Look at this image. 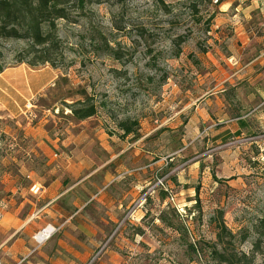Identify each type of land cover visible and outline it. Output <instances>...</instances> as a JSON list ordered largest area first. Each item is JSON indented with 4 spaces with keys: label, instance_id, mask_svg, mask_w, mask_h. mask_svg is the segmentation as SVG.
<instances>
[{
    "label": "rangeland",
    "instance_id": "374dc122",
    "mask_svg": "<svg viewBox=\"0 0 264 264\" xmlns=\"http://www.w3.org/2000/svg\"><path fill=\"white\" fill-rule=\"evenodd\" d=\"M221 1L86 0L82 12L55 22L54 66L29 65L27 40L0 41L1 101L17 108L15 116L0 108V179L25 183L33 172L47 180L45 152L74 156L80 177L91 172L89 191H101L85 210L103 234L87 264H201L207 245L222 247L220 213L233 234L227 250L264 264L256 227L264 216V110L235 98L224 109L211 103L219 89L231 99L228 77L245 87L262 67L228 42L231 14ZM86 97L96 113L74 118L69 105ZM126 117L137 119L138 132L120 137L116 121ZM168 206L199 256L160 222Z\"/></svg>",
    "mask_w": 264,
    "mask_h": 264
},
{
    "label": "crops",
    "instance_id": "0c3cea01",
    "mask_svg": "<svg viewBox=\"0 0 264 264\" xmlns=\"http://www.w3.org/2000/svg\"><path fill=\"white\" fill-rule=\"evenodd\" d=\"M220 3L222 12L231 14L228 18L232 21L227 25L231 33L228 42H239L252 58L248 64L252 63L256 70L262 68L255 72L254 82L248 78L245 87L238 86L234 77H228L234 88L231 99L226 98L225 89H219L211 92L216 97L213 96L211 103L224 109L233 106L236 99L242 104H253L255 110H264V0H222ZM227 57L234 58L232 54ZM11 74L22 78L16 71ZM4 76L5 72L0 73L2 83L6 80ZM241 78L243 76L236 75V80ZM4 87L0 84L1 92ZM0 108L12 116L17 113L15 105L1 101V93ZM45 154L49 157L51 174L47 180L33 172H26L25 183L15 176L4 175L0 179V264H87L97 238L103 234L97 220L85 210L87 203L101 191H89L93 192L86 179L92 176L91 172L80 177L83 169L76 167L74 156ZM46 225L55 227L56 231L37 243L33 236ZM94 264L107 263L100 259Z\"/></svg>",
    "mask_w": 264,
    "mask_h": 264
},
{
    "label": "trees",
    "instance_id": "16d2710c",
    "mask_svg": "<svg viewBox=\"0 0 264 264\" xmlns=\"http://www.w3.org/2000/svg\"><path fill=\"white\" fill-rule=\"evenodd\" d=\"M200 1L202 0H191L193 6ZM219 1L221 0L216 2ZM85 3L86 0H0V41L7 38L27 40L34 54V57L27 61L29 65L35 66L48 62L54 66L55 59L53 56L57 46L56 37L54 36L55 22L59 19L69 20L70 10L72 9L76 12H82L85 8ZM36 47L41 48L39 55H37V50H35ZM26 52H29V50ZM109 52L112 55L115 54L112 49H109ZM18 62H25V58L21 57ZM3 68V65H0V72ZM69 109L72 116L79 120L88 118L96 113V106L87 97L82 101L78 100L71 103ZM237 122L241 128L247 124L240 117H238ZM116 126L122 132L119 134L120 137L128 134L136 135L138 132V121L134 118L126 117L120 119L116 121ZM239 132L236 131L237 134ZM162 198H165L164 194H162ZM166 213H171V216L167 217ZM178 218L179 214L169 206L168 210H164L159 214L160 222L164 226L172 227L181 232V238L187 251L199 256L202 248L188 239L185 227L176 220ZM257 223L256 227L260 231L259 234L264 236V216L260 217ZM216 226V242L220 243L222 247L219 249L216 244L207 245L209 247V258L201 264H245L243 262L246 258L244 254L238 255L234 250H227L233 234L224 224L221 213L216 220Z\"/></svg>",
    "mask_w": 264,
    "mask_h": 264
},
{
    "label": "built area",
    "instance_id": "2783aa9c",
    "mask_svg": "<svg viewBox=\"0 0 264 264\" xmlns=\"http://www.w3.org/2000/svg\"><path fill=\"white\" fill-rule=\"evenodd\" d=\"M55 231H56L55 227L46 225L41 230H39L37 233H35L33 237L37 243H42L43 241L48 239ZM98 252L92 257L91 261H93L96 258Z\"/></svg>",
    "mask_w": 264,
    "mask_h": 264
}]
</instances>
